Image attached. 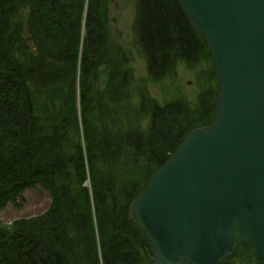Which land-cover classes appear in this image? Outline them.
I'll list each match as a JSON object with an SVG mask.
<instances>
[{"label":"trees","instance_id":"1","mask_svg":"<svg viewBox=\"0 0 264 264\" xmlns=\"http://www.w3.org/2000/svg\"><path fill=\"white\" fill-rule=\"evenodd\" d=\"M115 1L0 0V212L28 188L51 196L42 215L0 222V264H151L129 206L211 122L216 74L176 0H136L132 46L147 73L136 79L109 28ZM179 64L206 67L196 102H157L147 80ZM221 264L259 262L241 244Z\"/></svg>","mask_w":264,"mask_h":264},{"label":"water","instance_id":"2","mask_svg":"<svg viewBox=\"0 0 264 264\" xmlns=\"http://www.w3.org/2000/svg\"><path fill=\"white\" fill-rule=\"evenodd\" d=\"M211 55L209 125L189 132L128 210L151 264H264V0H176Z\"/></svg>","mask_w":264,"mask_h":264},{"label":"rangeland","instance_id":"3","mask_svg":"<svg viewBox=\"0 0 264 264\" xmlns=\"http://www.w3.org/2000/svg\"><path fill=\"white\" fill-rule=\"evenodd\" d=\"M136 0H116L110 8L111 21L109 28L115 37L117 45L126 48L133 59L132 69L136 79L147 78L145 65L137 55L132 46V24L135 15ZM205 65L202 64L196 69H189L183 64H179L174 74L163 81L151 82L147 80L146 88L149 94L159 103L183 98L186 103L193 105L196 102L200 86L197 81V74L200 70L204 71ZM78 108V107H77ZM87 185V184H85ZM19 204L8 203L0 212V222L8 225L19 218H33L42 215L50 206V193L39 185L28 188L21 194Z\"/></svg>","mask_w":264,"mask_h":264}]
</instances>
